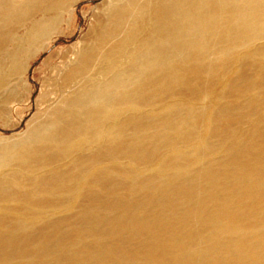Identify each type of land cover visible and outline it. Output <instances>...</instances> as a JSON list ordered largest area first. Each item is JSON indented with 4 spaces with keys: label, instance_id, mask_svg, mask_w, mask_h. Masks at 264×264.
Segmentation results:
<instances>
[{
    "label": "bare ground",
    "instance_id": "obj_1",
    "mask_svg": "<svg viewBox=\"0 0 264 264\" xmlns=\"http://www.w3.org/2000/svg\"><path fill=\"white\" fill-rule=\"evenodd\" d=\"M107 23L64 79L86 86L7 152L0 264H109V244L85 240L108 224L152 239L114 248L118 264H264V0H125Z\"/></svg>",
    "mask_w": 264,
    "mask_h": 264
},
{
    "label": "rangeland",
    "instance_id": "obj_2",
    "mask_svg": "<svg viewBox=\"0 0 264 264\" xmlns=\"http://www.w3.org/2000/svg\"><path fill=\"white\" fill-rule=\"evenodd\" d=\"M124 2L125 0H0V173L14 169V161L6 159L9 149L23 142L63 99L86 86L81 79H64L76 64L82 50L90 45L93 34L102 26H108L107 20L112 8ZM242 127L247 129V124ZM209 142L218 149L223 145L216 134L211 135ZM203 159L198 164H193L189 182L203 169L213 168L211 157ZM126 162L124 159L120 160L121 164ZM200 181L193 183L205 187L206 183ZM181 194L182 192L176 193L175 201L178 202L179 210L185 211L190 206L189 199L192 197L186 198ZM197 200L198 197H195L194 202ZM153 207L152 204L145 211L148 217L149 211H154ZM120 213L108 212L101 215L109 219L121 216ZM63 216L68 217L66 212ZM69 219V222L61 223V234H68L71 231L69 226H74V217ZM179 224L177 221L169 222L165 230L178 236V240L186 241L188 228L184 229ZM91 225L89 224L88 229ZM110 226L108 224L93 228V234H97L96 239L85 237L86 241L88 239L87 243L100 240L109 244L113 256L109 264H118L115 263L114 248L117 252L121 251L120 247H126L129 251L127 241H152L147 232H140L141 237L133 232L126 235L125 229L114 230V227L112 230L108 228ZM210 232V228L204 227L196 231L195 236L197 239V235L201 236L205 240ZM216 233L218 235L213 233V237L221 238L213 239L210 244L215 247H219L221 243L229 245L224 235ZM60 236L53 237L52 241H58ZM197 239L196 241H200ZM212 255L216 262H233L217 254ZM125 258L128 261L137 259L128 253ZM138 260L136 264H143L142 257Z\"/></svg>",
    "mask_w": 264,
    "mask_h": 264
}]
</instances>
